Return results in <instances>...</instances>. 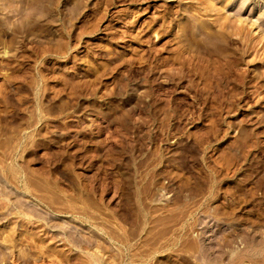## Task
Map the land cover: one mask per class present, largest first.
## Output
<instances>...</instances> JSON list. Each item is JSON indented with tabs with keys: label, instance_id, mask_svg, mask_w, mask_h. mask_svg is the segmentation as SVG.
I'll return each mask as SVG.
<instances>
[{
	"label": "rangeland",
	"instance_id": "374dc122",
	"mask_svg": "<svg viewBox=\"0 0 264 264\" xmlns=\"http://www.w3.org/2000/svg\"><path fill=\"white\" fill-rule=\"evenodd\" d=\"M0 264H264V0H0Z\"/></svg>",
	"mask_w": 264,
	"mask_h": 264
}]
</instances>
